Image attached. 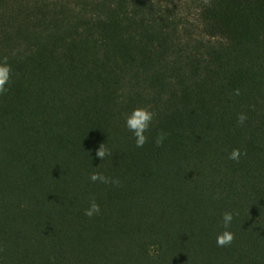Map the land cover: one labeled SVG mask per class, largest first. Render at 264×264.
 Masks as SVG:
<instances>
[{
	"label": "trees",
	"instance_id": "16d2710c",
	"mask_svg": "<svg viewBox=\"0 0 264 264\" xmlns=\"http://www.w3.org/2000/svg\"><path fill=\"white\" fill-rule=\"evenodd\" d=\"M4 56L0 264H264V0H0Z\"/></svg>",
	"mask_w": 264,
	"mask_h": 264
},
{
	"label": "clouds",
	"instance_id": "9594fccd",
	"mask_svg": "<svg viewBox=\"0 0 264 264\" xmlns=\"http://www.w3.org/2000/svg\"><path fill=\"white\" fill-rule=\"evenodd\" d=\"M207 2V0H206ZM12 68L8 63V57L4 56L0 59V95L7 92L5 85L9 83L11 79ZM236 94L239 95V89L236 90ZM155 113H153L146 106H137L132 110V112L125 117L126 128L133 133L135 137V143L137 147H142L148 141V136L146 133L150 130V126L154 120ZM247 119L246 114L241 113L237 117V121L243 124ZM165 139L164 133H159L156 137L155 143L157 146L163 144ZM109 150L102 144L98 147L96 156L100 159H104L106 156L110 155ZM241 156V150L239 148L233 149L229 153V159L238 161ZM89 179L93 182H100L103 184H119V180L106 176L100 172H93L90 174ZM101 208L100 204L96 199L90 198L89 207L85 209V215L89 218L96 214H99ZM233 213L231 211H225L222 214L221 221L223 226V231L217 235L216 244L218 247H224L230 245L235 238V233L230 230L231 223L233 221Z\"/></svg>",
	"mask_w": 264,
	"mask_h": 264
}]
</instances>
